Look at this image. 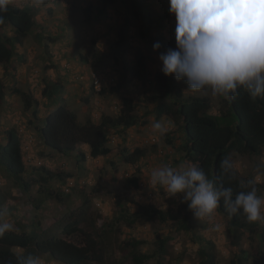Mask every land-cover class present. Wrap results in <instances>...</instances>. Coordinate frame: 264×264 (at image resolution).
<instances>
[{"label": "rangeland", "instance_id": "rangeland-1", "mask_svg": "<svg viewBox=\"0 0 264 264\" xmlns=\"http://www.w3.org/2000/svg\"><path fill=\"white\" fill-rule=\"evenodd\" d=\"M135 1L155 20L151 31L145 30L144 19L137 9H134L135 3L132 0L131 4L129 0L126 1V5L120 0L113 4L107 3L103 13L98 10L103 5L101 0H53L49 6L52 8V14H49L47 8L36 5L35 0L23 1L31 7L34 5L35 9L38 8L36 26L33 33L24 39L23 45L17 47V55L7 68L0 65V78L8 95L5 105L0 110V142L5 143L2 133L17 128L19 135L28 143V154L23 153L27 167L24 178L31 184V188L29 194L17 190L5 172L0 169V222L11 223L12 230L18 231L23 225L29 230L30 223L39 219L42 227L50 230V234H58V226L65 223L66 216L80 208L83 199L92 196L89 217L95 219L99 226L106 221L111 225L105 231L107 235L104 241V264H132L127 252L122 248V244L128 238L146 241V245L142 246L140 251L152 253L155 249V240L166 237H169L170 241L168 254L163 258L162 264H196V254L200 246L197 236L214 243L216 264H252L250 259L241 258L238 247L233 243L227 218L216 213L211 221L197 219L194 210H189L190 201L185 199V194H179L180 203L174 201V204L172 202L174 196L167 193L164 187H153L150 184L151 171L165 165L158 155L159 148L173 150L172 168L176 172H183L192 164L179 152V147L184 143L182 123L164 115L157 117V103L151 104L148 101L149 96L154 93L148 82L154 80L156 73L162 72V63L158 57L165 49L162 51L161 43L166 45L171 42V34L175 33L176 22L169 12V0ZM14 2L16 4L18 0ZM69 5L72 8L70 10L67 8ZM82 9L85 12L89 11L91 18L89 28L91 35L96 37L95 45H92L91 38L85 32L83 35L82 29L71 27L72 21L75 20L77 27L83 26V29L87 30ZM125 17L132 21L133 40L127 43L123 58L117 60L113 56L110 43L116 38V32ZM58 20L70 28L60 30L61 24ZM141 31L145 34L144 38L139 36ZM5 34L9 37L14 36L10 30ZM52 39H56V44L50 43ZM156 42L161 45L159 50L153 49ZM99 52L103 54L102 60L91 67L92 56ZM79 53L83 54L89 63L80 60ZM140 53L147 57L145 80L126 81L127 66L135 64ZM48 81H63L64 91L61 96L67 99L68 107L80 120L89 117L98 124L102 116L118 114L123 98H131L135 103V115L139 124L126 130L109 132L107 146L113 153L108 157L86 158L83 163L75 159L78 151L65 156L57 155L42 144L37 134L38 125L41 123L39 119L43 120L51 111L45 106L46 102L42 96V90ZM92 82H95L96 86L100 85L95 91ZM15 86L33 92L32 96L37 100V104L30 111L24 112L23 104L18 97H9V89ZM102 86L105 89L103 95L98 94ZM182 87L186 97L208 98L209 113L218 115L222 111L224 98L227 96L214 93L211 87H205L197 92H192L188 85ZM33 109L36 110L37 117L32 115ZM157 121L164 124L171 122L166 134L160 135L153 130L152 125ZM152 138L157 139V144L150 143ZM136 148L142 149L145 153L139 162L140 191L126 188L124 182L134 175L135 170L123 164L121 158L123 149L132 152ZM79 151L86 155L89 153L87 146H80ZM232 163L240 177H251L255 183L262 186L258 196L264 198V149L258 156L233 155ZM42 168L51 173L63 172L72 176L64 183L57 179L53 180L48 188L50 192L55 193L59 190V193L63 191L64 194H70L69 200L61 203L53 199L45 201L47 192L40 186L39 173ZM40 198L44 202L41 203L40 209H37L32 202ZM115 199H119L120 202L134 200V204L127 206L131 213L138 212V204H151L162 212L173 208L180 213L181 220L178 223L171 220L162 223L157 218L149 221L142 218L130 227L121 221L113 224L111 219L114 213L118 212ZM137 200H141V203ZM182 220L186 221L185 226L188 230L181 227ZM215 224L221 225L220 230H214ZM257 235L250 237L244 234L241 248L250 254L257 251L264 255V242L261 243ZM72 240L77 241L76 238ZM40 261L41 264H56L47 257L41 258ZM149 264H154V261H149Z\"/></svg>", "mask_w": 264, "mask_h": 264}, {"label": "trees", "instance_id": "trees-1", "mask_svg": "<svg viewBox=\"0 0 264 264\" xmlns=\"http://www.w3.org/2000/svg\"><path fill=\"white\" fill-rule=\"evenodd\" d=\"M23 1L18 0L16 4L14 2L9 6L7 12L2 14L4 23L0 24V65H4L5 69L17 55V47L23 45L24 39L33 33L36 26L35 17L38 8L35 9L34 5L31 7ZM117 1L119 0H101L103 5L97 9L103 13L107 3L113 4ZM120 1L126 5L128 0ZM132 1L135 3L134 9H137L136 11L144 19L145 30L151 31L155 20L143 9L141 4L135 0ZM52 2L53 0H44V3L38 6L47 8L49 14H52V8L49 7ZM129 2L132 3L131 0ZM67 8L72 9L70 5ZM82 12L87 30H84L83 26L77 27L75 20L72 21L71 27L72 29H82L83 35L85 32L91 38L92 45H95L96 37L91 35L89 28L91 21L89 11L86 10L85 12L82 9ZM172 17L175 21L173 14ZM95 19L98 20V18ZM132 27L131 19L125 17L116 32V38L110 43L113 56L117 60L123 58L127 43L130 42L129 40H133V36H131ZM66 28L70 27L62 24L59 27L60 30ZM8 30L14 33L13 37L5 34ZM139 36L144 38V32L141 31ZM171 38L172 41L166 45L161 43L162 51L169 48L175 49V33L171 34ZM55 41L56 39H52L50 43L56 44ZM78 55L80 60L89 63L83 54L79 53ZM102 57L101 52L93 55L91 67L101 61ZM146 60L147 57L141 53L138 54L135 64L131 63L127 66L128 76L125 80L143 82L147 74ZM65 70H67L66 67ZM148 85L154 91L149 96L148 101L151 104L157 103V117L164 115L176 120V122H182L184 143L179 147V152L182 153L183 158L188 163L202 168L213 183L214 188H232L233 199L240 191H250L252 187L257 189L258 195L260 194L262 191L260 184L255 183L251 177H240L237 174L232 165V156H258L264 149V97L258 96L253 99L246 88L238 87L235 94L229 93L227 95L223 102L222 111L215 115L209 113L210 100L208 98L186 97L184 95L182 85H187L185 81H177L174 77L165 76L163 72H159L154 75L153 81L148 82ZM92 88L94 91L96 90L95 82H92ZM9 91V97L16 96L19 98L25 113L37 104V100L32 96L33 92L24 91L16 86ZM63 91V81H48L46 83L42 90V96L46 102L45 106L51 111L43 120L39 119L41 123L37 128L39 140L47 149L57 155L65 156L78 151V156L75 159L84 163L87 155L79 151L82 145L88 146V156L91 159L108 157L113 153V150L107 146L109 132L111 130H126L139 124L135 115V103L131 98L121 100L116 116H102L100 122L95 124L89 117L83 120L77 117L73 110L68 107L67 99L61 96ZM98 94H105L103 86L100 87ZM6 96H8L6 87L0 78V110L6 103ZM32 115L37 117L36 110L33 109ZM2 134L5 143L0 142V169L5 172L6 177L13 182L17 190H23L24 193L29 194L31 184L24 178L27 174V167L23 158V153L28 154V143H25L23 137L19 135L17 128H11ZM144 156V151L139 148L132 152L123 149L121 153L122 162L135 170L134 175L124 182L128 190L140 191L141 189L138 178L141 171L139 162ZM225 159H228L230 167L228 165L221 166V161ZM39 174L40 186L47 192L44 197L45 201L53 199L61 203L64 200H69L70 194H64L63 191L59 193V190L55 193L50 192L48 188L51 181L57 179L64 183L72 178L71 175L63 172L51 173L44 168L40 170ZM250 181L251 183H249ZM91 198L92 196L83 199L81 207L66 216L65 223L58 226V234H50V230L44 229L39 219L30 223L29 230L23 225L18 231L6 232L0 238V264H17L18 258L28 255L40 259L47 257L56 264H104V241L107 235L105 231L111 225L106 221L102 226H99L95 219L89 217ZM137 201L141 203V200ZM174 201L180 203L179 194L175 195L172 200L175 204ZM42 202L44 201L40 198L34 200L32 204L40 209ZM134 202L132 199H127L126 202L115 199L118 212L114 213L111 219L112 223L121 221L130 227L142 218L147 221L157 218L162 223L167 220L178 223L181 220L180 213L173 208L162 212L151 204H138V212L131 213L127 206L131 203L134 204ZM216 213L228 219L233 243L238 247L241 258L250 259L252 264H264L262 252L256 251L250 254L241 248V240L244 234L250 237L258 234L259 241L264 242V220L250 223L242 209L236 214L229 213L222 198ZM185 223L186 221L182 220L181 227L188 230ZM73 238H76L77 241L72 240ZM169 241V237L157 238L152 253L141 252L140 249L146 245V241L135 238L125 240L122 248L123 251L127 252L132 264H149L151 260L154 261V264H162L163 258L168 254ZM197 242L200 246L196 254V264H216L214 243L199 236H197Z\"/></svg>", "mask_w": 264, "mask_h": 264}, {"label": "clouds", "instance_id": "clouds-1", "mask_svg": "<svg viewBox=\"0 0 264 264\" xmlns=\"http://www.w3.org/2000/svg\"><path fill=\"white\" fill-rule=\"evenodd\" d=\"M35 2L39 5L44 0ZM13 3L14 0H0V24L4 23L2 14ZM169 12L175 16L176 47L159 54L165 76L185 81L192 92L211 87L214 93L227 96L243 87L253 99L264 97V0H169ZM160 48L159 42L154 43V50ZM152 127L164 135L171 122L157 121ZM150 143L157 144V139H150ZM158 155L165 165L151 171L150 184L164 187L172 196L185 194L189 210H194L197 219L211 221L222 198L229 213L242 209L248 222L264 220V198L258 196L255 187L240 191L233 199L232 188H214L197 165L176 172L171 148H159ZM224 165L231 166L228 159L221 161ZM12 228L11 223L0 222V238ZM220 228L214 225V230ZM17 264L41 261L28 255L18 258Z\"/></svg>", "mask_w": 264, "mask_h": 264}]
</instances>
